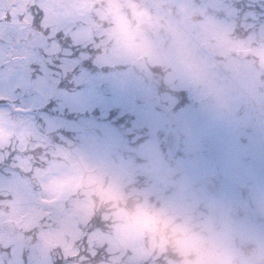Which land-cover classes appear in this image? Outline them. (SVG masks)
Here are the masks:
<instances>
[{"label":"flooded vegetation","instance_id":"obj_1","mask_svg":"<svg viewBox=\"0 0 264 264\" xmlns=\"http://www.w3.org/2000/svg\"><path fill=\"white\" fill-rule=\"evenodd\" d=\"M51 2L58 21L70 26L72 37L76 32L79 38H89L88 25L97 14L106 21L101 22L103 26L113 27L114 38H130L128 50L115 38L121 46L116 56L122 64L120 74H133L130 93L139 116L165 123V135L171 129L178 132L180 147L174 153L183 157L210 151L218 156L264 153L262 99L245 75L241 81L235 80L236 72L245 69L236 66L233 43L227 40L219 45L217 35L211 37L218 28L222 37L227 35L223 18L229 21L234 17L229 16V1ZM233 36L232 30V40ZM124 63L127 70L122 71ZM195 163L202 184L206 175L222 172L230 177L223 189L242 197V185L232 186L234 173L224 164L219 166L220 161Z\"/></svg>","mask_w":264,"mask_h":264},{"label":"trees","instance_id":"obj_2","mask_svg":"<svg viewBox=\"0 0 264 264\" xmlns=\"http://www.w3.org/2000/svg\"><path fill=\"white\" fill-rule=\"evenodd\" d=\"M90 56V60H80L67 79L61 75L60 81L56 83L60 86L57 88L59 93L75 89L73 81H77V78L81 81L88 79L91 86H102L104 83L105 87L109 85V80L100 76L102 73L107 76L106 67L101 66L106 56L99 55L97 40L95 45L91 43ZM28 95L34 98L30 111L33 125L48 141L41 142L37 135L25 130V147L40 144L42 150L25 156L24 160L30 162V167L27 169L22 163L25 174L15 183L1 185L0 243L5 244L6 237H14L15 241L9 240L6 245H21L26 251L36 253V260L43 262L46 259L48 264H189V261L181 258L178 242L174 238L166 241L154 228L148 230L146 239L149 250L152 246L154 248L145 258L132 257V246L119 235L116 225L120 218L117 213L123 210L131 219L132 216L139 217L142 212L141 218L144 222L150 218L156 219L155 215L165 204L163 200H157L151 208H145L147 199L152 202L150 193L155 188L151 185L142 193L147 180L138 174L132 177L119 176L115 186L108 189L106 182L103 183V178L104 181H111L102 174V170L106 168L105 163L118 162L125 143L133 146L136 144V141L131 140L133 128L129 119L118 116V108L108 110L99 105L84 110H72L62 101L63 97L54 92L41 101L36 99L35 92ZM88 136H94L95 143L90 145L86 141ZM123 152L129 156L126 149ZM89 154H94L100 160L103 166L101 169L97 167L96 171H91L87 168L82 157ZM62 162L71 169L76 167L81 174L80 184L68 190L58 206L53 204L54 208L50 207L47 212L42 213L40 208L46 202L40 190L42 183L53 173L52 168L56 165L62 169ZM128 169L130 172L129 166ZM21 184L34 197L33 202L32 198L25 199L27 193L19 196L15 191L16 186ZM82 188H89L92 192L87 194ZM70 210L73 211L68 215ZM57 215L61 217V222L57 220ZM72 218L79 227L77 237L73 238L68 231H64L60 240H44L43 236L47 232L56 227L63 229L66 220ZM97 232H102L106 241L101 240ZM105 234H112L117 238L120 247L116 243L113 251L108 249L110 247Z\"/></svg>","mask_w":264,"mask_h":264},{"label":"rangeland","instance_id":"obj_3","mask_svg":"<svg viewBox=\"0 0 264 264\" xmlns=\"http://www.w3.org/2000/svg\"><path fill=\"white\" fill-rule=\"evenodd\" d=\"M219 1H222V0H219ZM232 4L233 2H230V9L232 10L229 12L230 17L231 15L234 14L233 9H232ZM235 17L236 15L234 14V17L230 18L229 21L223 18V27L226 29V32L224 29V34L227 33L226 36L224 35L222 37L221 28H218V31H214L212 33L211 37L212 36L214 37L215 35H217V40H215L217 44L219 43L220 45V44L226 43V41L229 40L230 42L233 43V47L235 49L244 47V45L241 42L234 41L230 38L231 32L236 22ZM261 30L264 31V27H261ZM106 33L110 35V37H112L113 35V33H110L108 30H106ZM118 37L115 36L116 39L122 40L121 43L124 46H127L126 47L127 50L130 49L128 48L131 45L130 38L127 37V35H124L121 38H118ZM253 37L254 35L250 36L249 40L253 39ZM233 39H235V36H233ZM213 41H214V38H213ZM255 53H254L255 56L263 55L261 53V49L256 50ZM261 76H262V73H261ZM113 77H114V81L111 79L109 86H108V90H111V91H108L106 88H105V91L111 92L112 94L115 93L119 96L122 95V96H127V97L116 96V97L109 98L110 100H107L106 102L111 104L115 100H118V103H121V106L124 112L129 111V110H132V111L136 110L132 99H130L131 96L128 97L129 95H127V94H131L130 91H132V88H133V82H134L133 75H131V73L127 75L123 74V77H124L123 78L121 77V75L118 76L117 74H114ZM115 82H119L118 87L113 85ZM50 91H51V88L49 90L47 88H43L42 90L43 97L48 96ZM80 92L81 93L79 95L78 93H76L73 96L66 97L65 102L73 105L75 109H84L86 105L91 107V105L95 104L96 100H99L105 96L95 86L85 88L84 90H81ZM82 92H83V95H82ZM33 99L34 98H30L28 94H24L18 100L20 101V103H17L18 106L24 109V111L20 114L21 118L30 122L32 125H33V120H32L33 116L31 117L30 111L33 107L32 106V104L34 103ZM262 102L264 101L262 100ZM137 117H138L137 119L133 120V127L135 129L144 131V133L146 134L156 133L157 130L155 129H158L160 126L164 127V124H165L163 122L148 121L145 119L146 116L144 115L140 117L137 114ZM25 130H26L25 127L22 125L21 120L18 117L10 116L6 112L0 113V144H2L3 141L9 142V140H15V141H19L20 145L25 147L26 145ZM142 136L146 137V135H142ZM86 139L88 142H91L93 140V136H88ZM126 147L128 148L127 145ZM157 147H158L157 144H151L149 141H144L141 144L140 153L146 156L148 159L151 158L150 163H151V168H152L153 180L155 181L154 186H153L155 190L150 193V196L152 195L154 196L152 198L151 203H150V200L147 199L146 208H151L154 202L157 200H161L163 198H169L164 202L165 203L164 206H162L159 209L160 213L165 214L169 209H171L172 211H176L178 210L180 206L184 207L185 201L191 199L192 196L186 193L188 190L187 183L184 186L183 184L180 185V187L178 188L176 192H172L169 194L165 192L164 187H163V190H160L159 184L162 182L161 180L167 181L165 177H170L169 172H173V175L175 172L176 173L178 172V175H179V170H181L183 172L182 176L187 181H189L190 180L189 176H191L192 172L189 170L190 166L186 165L187 162H185L184 160L182 161L184 170H182L181 162L172 165V167H170L168 164H165V161H163L162 163L161 158L164 156V154L162 151H159ZM210 154L215 155L214 152H211V151H210ZM248 155L253 156L257 160L258 163H262L261 159L258 158L257 154L223 153V155L219 158L220 163L218 164L219 166L221 164H224L228 171L234 173V178H233L234 183H250V185L252 184L253 186L252 196L249 199V201H245L238 197H235L233 196V193L231 191L226 190L223 194V197H216V198L206 197L208 200H206V203H203V204L201 202H196L199 204V207H201L202 209L209 208L210 210L209 212L210 218L207 219L208 220L207 229L204 233L205 235L204 236L202 235V237L198 234L199 232L194 231L197 225H192V222H191L192 217L187 215L189 214V212L187 213L186 210L183 208L179 212V214L185 213V215L181 217L184 223L181 226H178L177 228L183 234L181 242L183 243L187 251H189L191 248L199 249L200 245H204L205 242L207 243V241L212 239V236L214 235V233L217 237L221 238L222 237L221 232L224 230V227H228L230 228L231 232L230 234L225 235V238L226 237L229 238L232 235V237L233 236L239 237L240 241H242L243 239L251 240V242L254 244L255 251L252 250L254 251L252 252L253 254H250L248 257H243V260L240 262L241 264H255L254 261L260 258V256L264 254V235H263L264 229L263 227L261 228V227L254 226L253 224L254 213L252 211L253 206L256 209L264 208V169H261V166L258 163H252L249 160L245 159L246 156ZM131 156L132 155L129 154V158H131ZM129 158L126 159V161L130 162ZM82 159L84 160V163L88 166L89 170L91 171H96L97 167L99 169L103 167L102 164L96 158H94L91 154H89V156L84 155ZM263 159H264V155H263ZM195 162L204 163L206 162V159L204 158V156L198 155L196 160L191 161V163H195ZM23 164L25 165L27 169H29L30 167L29 161L24 160ZM61 165H62L61 170H60V167L57 165L56 167L52 168L53 173L48 175L46 180H44V182L42 183V187L40 190H42L41 194L43 195V200L46 201L45 206H42L40 208V212L42 213L47 212L50 209V207L54 208L53 204L55 206H58L60 203V200L63 199L65 195L67 194V191L72 190L74 186H77L78 184H80V181H81L80 173H76L75 172L76 170L71 169L64 162H62ZM105 167H106L105 170L104 171L102 170V174L104 176H108L111 179V181L108 182V180L104 181V178H103V183L106 182V188L108 189V187L115 186V183L118 178V169L116 165H114L113 163H105ZM126 173L127 171L121 170L119 175H124ZM155 175H158V177ZM194 179L198 180L199 182L198 177H194ZM177 185H178V182L175 184L174 187H177ZM2 187L3 186L0 185V188ZM15 191L18 193L19 196H23L24 192L27 193L26 189H24V184L17 185L15 188ZM83 192H86L87 194H89L90 192H92V190L87 188V189H83ZM145 192L146 191H142V193H145ZM155 193H158V194H155ZM165 194H168V195L163 196ZM259 196H262V200L259 199ZM29 198L30 199L32 198L31 202H33L34 197L31 196L30 193L28 192L25 195V199H29ZM88 203H89V199H88ZM196 203L192 201L189 205L188 211L190 212L195 211V210H192V208L196 207ZM246 204L248 205L246 211L247 212L250 211V216H246L244 221H242V218L232 221L234 218L237 217V212H236L237 209L245 208ZM218 205H223L225 211L223 213V217L219 219V222L215 223V215L212 212H213V209L217 207ZM73 210L68 211V215H71ZM87 211H89V209H87ZM177 212L175 213L176 215H177ZM78 213H79V210H78ZM141 214L142 212L140 213V215ZM201 214L202 213H197V215H201ZM117 215L120 218V220H118L117 225H116L117 230L119 231V235L124 240V242H128L132 246V250H133L132 257L138 258L142 255H147V249L143 247V243H144L143 228H147V225L144 223L145 221L142 222L141 220H138V218L136 217H133L132 219L127 220L125 211H121L120 213H117ZM73 218L66 220L65 224H63V227H64L63 229L56 227V228L51 229L49 232H47L43 236L44 240L49 241L50 238L60 240L62 237V233L64 231H68L73 238L77 237L79 234V227H78V224L74 223L75 221L73 220ZM168 218L169 217H164L163 224H162L164 228L163 229L159 228L161 232L162 231L165 232L169 228ZM57 220L59 222L62 221L61 217L59 216ZM176 220H177L176 217H173L172 223L176 222ZM150 221H153L152 225H153V228L156 230L157 225H159L160 223H158L157 222L158 220H155L154 218L153 220H150ZM241 221L243 222V225ZM215 224H217V226H215ZM165 227L167 228L166 230H165ZM233 227L236 230H233ZM170 229L171 227L169 228V230ZM97 233H98V236L102 238L101 240L106 241L105 239H103L104 234L102 232H97ZM105 236L108 238L107 244L110 247L108 249L113 251L112 248L115 247V244L117 243L118 239L114 238L112 234L110 236L105 234ZM164 237L167 241L168 236H164ZM9 240L15 241V238L14 237H11V238L9 237V239L8 237L5 238L6 243L9 242ZM116 246L120 247V243L118 242ZM241 246L242 245H240L239 247H237V249H235L236 252L241 253V250H242ZM186 250L181 249V252L183 253L185 260H187L189 257V255H186ZM32 255L35 257L34 259L35 264H48L45 262L46 259L43 262H39L38 260H36V253H33ZM223 256H224L223 261L227 262L229 259L225 251H224ZM192 258L194 261H191L189 264H199L201 259L203 258V255H199L197 252H195ZM229 258H230V255H229ZM39 260L41 259L39 258Z\"/></svg>","mask_w":264,"mask_h":264},{"label":"snow or ice","instance_id":"obj_4","mask_svg":"<svg viewBox=\"0 0 264 264\" xmlns=\"http://www.w3.org/2000/svg\"><path fill=\"white\" fill-rule=\"evenodd\" d=\"M234 14L247 30L264 27V0H234ZM70 26L58 21L51 0H0V113L21 120L25 129L41 136L34 125L21 118L18 99L40 93L49 81L69 76L73 58L90 60L86 47L75 43ZM40 144L26 148L19 141L0 144V185L13 184L22 175L29 153L41 151ZM0 264H35L32 253L21 245L0 243Z\"/></svg>","mask_w":264,"mask_h":264},{"label":"water","instance_id":"obj_5","mask_svg":"<svg viewBox=\"0 0 264 264\" xmlns=\"http://www.w3.org/2000/svg\"><path fill=\"white\" fill-rule=\"evenodd\" d=\"M173 134V133H172ZM171 134L168 135V142L171 140ZM174 137V140H177L176 136H173Z\"/></svg>","mask_w":264,"mask_h":264}]
</instances>
